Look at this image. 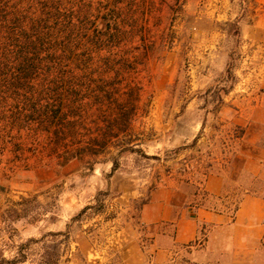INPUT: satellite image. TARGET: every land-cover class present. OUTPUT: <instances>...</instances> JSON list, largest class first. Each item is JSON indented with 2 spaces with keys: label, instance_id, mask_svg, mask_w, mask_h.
<instances>
[{
  "label": "rangeland",
  "instance_id": "374dc122",
  "mask_svg": "<svg viewBox=\"0 0 264 264\" xmlns=\"http://www.w3.org/2000/svg\"><path fill=\"white\" fill-rule=\"evenodd\" d=\"M98 10L109 13L107 29L138 37L112 44L98 33ZM154 42L163 50L141 63L139 52ZM21 57L36 66L32 90L74 86L82 96L34 102L11 89ZM107 59L118 68L104 70ZM105 79L114 80L112 106L91 108ZM44 107L58 117L44 119ZM93 117L94 128L114 119L113 142L132 139L136 150L111 146L104 152L116 162L103 154L94 164L86 142ZM74 153L84 159L68 162ZM208 166L236 185L237 200L251 182L264 197V0H0V264L151 257L143 202L177 178H201ZM100 192L109 196L98 202ZM87 206L96 208L73 220ZM260 255L240 264H264V249Z\"/></svg>",
  "mask_w": 264,
  "mask_h": 264
},
{
  "label": "crops",
  "instance_id": "0c3cea01",
  "mask_svg": "<svg viewBox=\"0 0 264 264\" xmlns=\"http://www.w3.org/2000/svg\"><path fill=\"white\" fill-rule=\"evenodd\" d=\"M115 8L112 7L109 12H116ZM101 11L98 10L97 13V19L100 22L97 30L102 37L113 38L112 44L115 46L118 39L138 37L139 34L134 31L127 34L120 29H115L117 32L111 29L112 33H110L109 28L107 29V24L110 22L107 18L109 13H101ZM116 14L121 17L123 13L116 12ZM132 22L136 28L139 27V19ZM131 26L133 28V25ZM141 27L142 25L139 28ZM141 37L144 38L143 35ZM162 50L163 47L158 48L157 43L154 42L151 49L147 47L146 51L139 52L143 57L141 63L146 62L147 59L144 61V58L150 55L155 57L156 53ZM25 59L29 60L27 57H21L17 77L8 82L11 89L18 92L25 91L26 95H31L30 99L34 102L42 98L53 99L59 95L62 96L63 103L72 99L75 101L82 96L80 91L82 88L74 86L58 90L57 86L48 85L44 90L39 88L32 90L29 85L34 80L33 74L36 66L29 60L31 67L28 68L23 63ZM122 60L120 66L126 69L132 68L130 66L132 62ZM113 63L111 59H107L106 63H102L103 69L107 72L117 69L118 67ZM98 79L94 77L95 84L98 83ZM103 82L108 87L107 91L104 90L103 85L102 88L99 87L100 85H95L97 91L94 92H97V96H102V99L92 101L91 108L97 105L98 109H109L112 106L109 102L113 101V96L108 90L114 80L105 79ZM22 88L24 89L21 90ZM38 112L41 116L44 115V119L47 118L50 121L58 117V112L49 111L47 107ZM105 118L104 125L94 128L92 124L98 123V118L93 117L91 126L86 127L90 131V138L86 142L94 158V164L99 163L103 154L107 158L106 163L116 162V157L110 159L111 153L104 152L111 146L114 149L125 148V146L128 149H135L138 144L132 139L113 142L118 137L115 134L116 121L109 117ZM72 124L73 121L70 122V125ZM74 159L83 160L84 157L80 153L67 157L68 162ZM253 162V159H249L247 164H253ZM233 185L223 173L211 170L203 180L201 178L196 180L177 178L175 182L156 187L140 208V220L144 225L146 236L151 240L150 246L154 248L153 253L151 257H127V263L176 264L184 257H188L198 264H240L246 262L244 257L262 256L260 254L264 249V197L253 189L251 182L246 186L244 194H241L237 200V188ZM50 190L51 188L44 193L47 194Z\"/></svg>",
  "mask_w": 264,
  "mask_h": 264
},
{
  "label": "trees",
  "instance_id": "16d2710c",
  "mask_svg": "<svg viewBox=\"0 0 264 264\" xmlns=\"http://www.w3.org/2000/svg\"><path fill=\"white\" fill-rule=\"evenodd\" d=\"M23 63H24L25 66H28V68L31 67V63H30L29 60L25 59V60L23 61ZM228 93H229V91H226V92H225V94H228ZM223 102H224V100H223L222 98L219 99V101H218V105H217L216 108L220 107L221 104H223ZM197 139H198V138H196V139L194 140L192 146H193L194 144L197 143V141H198ZM133 150H136V149H134V148L128 149L129 152H134ZM155 158L159 159L158 157H155ZM117 165H118V163H116V164L114 165V167H113L114 170L116 169V166H117ZM210 170H211V166H208V167L206 168V170L202 173L201 180H203L204 177H206V176H208V175L210 174V172H211ZM187 180H190V178L187 179ZM107 195L109 196V192H106V193L100 192V194L98 195L99 197H97V201H98V202H101V201H102V197H105V196H107ZM143 203H145V202H143ZM16 205H18V206H23L24 204H23V203H17ZM95 208H96L95 206H87V207H85V208L79 213L78 216H75V217L73 218V220L76 221V219H77L80 215H83L84 213H87L88 210L95 209ZM7 212L11 213V216H13V215L16 216L15 219H18V218H21V217H22L21 213L19 212V210H18L16 207H10V208H8ZM5 217H6V216H5ZM5 217H4V215H1V218H5ZM39 264H56V262H55V261H54V262H46L45 260H42Z\"/></svg>",
  "mask_w": 264,
  "mask_h": 264
}]
</instances>
